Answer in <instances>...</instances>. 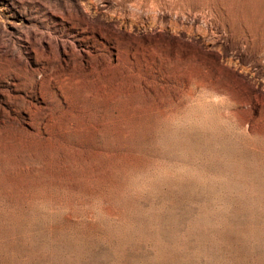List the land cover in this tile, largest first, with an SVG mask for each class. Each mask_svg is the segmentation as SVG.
<instances>
[{
  "label": "rangeland",
  "instance_id": "374dc122",
  "mask_svg": "<svg viewBox=\"0 0 264 264\" xmlns=\"http://www.w3.org/2000/svg\"><path fill=\"white\" fill-rule=\"evenodd\" d=\"M8 1L0 264H264V0H142L184 39L39 29L65 53ZM212 22L237 63L199 46Z\"/></svg>",
  "mask_w": 264,
  "mask_h": 264
},
{
  "label": "bare ground",
  "instance_id": "6f19581e",
  "mask_svg": "<svg viewBox=\"0 0 264 264\" xmlns=\"http://www.w3.org/2000/svg\"><path fill=\"white\" fill-rule=\"evenodd\" d=\"M142 2V0H121V2L118 0H9L7 8L17 5L24 14L28 15L29 25L33 29L30 34H23L25 41L30 45L38 44L44 52L56 47L61 53H65L68 45L64 41H58L57 36L39 29H54L56 33L64 34L75 27L79 30L78 36L86 39L93 37L105 39L106 31L110 34L122 32L130 37L134 29L141 35H147L151 31L164 32L170 36L179 33V39L186 37V23L182 19L173 20L162 14L151 17L141 15L139 10L144 7ZM225 29L223 24L212 22L206 32L198 31L196 39L201 48L218 52L221 60L229 61L230 64L237 63L234 61L236 52L227 50L229 48L224 39ZM0 51L6 55L21 57L20 53L7 48L6 40L2 36H0ZM255 84L257 90L264 96L261 82L257 81Z\"/></svg>",
  "mask_w": 264,
  "mask_h": 264
}]
</instances>
